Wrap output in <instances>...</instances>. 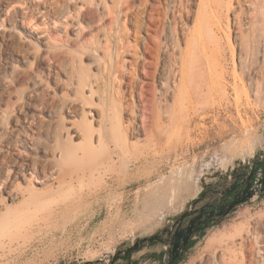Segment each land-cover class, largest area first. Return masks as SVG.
<instances>
[{"label": "bare ground", "instance_id": "obj_1", "mask_svg": "<svg viewBox=\"0 0 264 264\" xmlns=\"http://www.w3.org/2000/svg\"><path fill=\"white\" fill-rule=\"evenodd\" d=\"M158 1L164 3L166 14L161 18L162 12L156 11L148 21L149 7L155 5L151 0H4L5 16L17 14L27 33L16 31L7 19L0 35L11 39L28 65H11L9 76L0 80L5 87L0 98V154L8 148L21 157L12 168H0V206L5 207L0 211V248L31 235L34 223L56 216L67 199L72 197L71 206H79L93 185L123 186L133 175L131 166L156 155L169 158L176 153V143L189 141L194 149L211 142L214 127L227 124L233 109L240 113L263 101L264 0ZM41 16L57 37L64 32V40L45 36L47 29L42 30L37 20ZM131 20L133 32L126 27ZM224 21L230 55L219 37ZM148 30L155 31L157 39L148 52L153 58V100L142 141L139 110L129 102L125 107L121 87L124 72L129 67L132 75L147 54L143 44ZM46 59L55 62L63 76L54 88L38 66ZM128 85L134 97L136 83ZM126 108L129 118L124 117ZM174 169L160 190L144 194L153 199L144 204L150 214L162 209L166 213L176 200L197 190L201 168ZM242 231L220 230L209 237L207 247ZM261 237L258 230L254 238ZM253 255L254 264H264V250L258 248Z\"/></svg>", "mask_w": 264, "mask_h": 264}, {"label": "rangeland", "instance_id": "obj_2", "mask_svg": "<svg viewBox=\"0 0 264 264\" xmlns=\"http://www.w3.org/2000/svg\"><path fill=\"white\" fill-rule=\"evenodd\" d=\"M61 1L62 0H60V2ZM151 2L155 5H153L154 7H149V14L147 16L148 21L152 16H157L155 15L156 11L159 13L161 11L163 14L161 18H164L166 14L164 3L161 1L159 2L158 0H151ZM136 3H139V0H136ZM234 6H236V3H234ZM5 14L4 0H0V32L5 26H8L7 19H9V23L14 25L16 31L27 33V29L23 28L18 22L19 16L17 14H9L6 16ZM3 18H5L4 21H2ZM185 19L186 18H184V21L190 26L192 24L191 19ZM37 20L38 23L41 24L42 30L47 29L45 32L46 37L51 36V34H54L55 37L58 36L53 29L51 30L52 25L48 24L47 18L43 19L41 16L38 17ZM126 27L130 32H133L135 28L133 20L130 22L127 21ZM223 28L224 29L219 35L220 41L230 55V46L228 45L229 40L227 39V35H225L227 34L226 21H224ZM74 33V28L69 29L68 34L70 36L74 35ZM63 35L64 32L59 36L62 40H64V38H62ZM156 35V32L153 30H148L144 33V36H146L147 39L143 44V48L147 54L142 57L140 61L141 64L138 70L136 69L137 72H131H134L132 74L133 76L129 74V71H131L129 67V70L127 69L128 73L124 72L122 76L123 85L121 88L125 92L127 99H124L125 101L123 100V103L125 107L129 102L130 107L136 106L138 108L137 122H139L138 124L140 125V128L142 127L140 129L141 132H143L142 137L140 138L142 141H144L146 137L145 133L147 131L145 130L148 129L146 125L149 126L148 118L150 116V106L153 100L151 91L153 58L148 52L152 48L153 41L157 39ZM130 36V40L133 41V36ZM61 43L63 45L65 44L64 41H61ZM34 44L39 45L36 41H34ZM62 44L59 42V45L62 46ZM136 48L139 50L138 47ZM15 49L16 48L11 39L3 38L0 35V80L9 76V68L11 65L14 64L20 67H27L28 65V61H22V57L18 55V52H16L17 49ZM128 58L131 59V56ZM103 60H106V62L108 61L107 58H103ZM50 61L51 60L46 59V61H42L43 64H41L42 62H39L38 66L43 72L45 80L47 79L46 81L50 83L49 85L54 88L55 81L61 79L63 76L55 62ZM129 81L134 83V85L136 83L137 90L135 89L136 93L134 94L135 96L133 95L134 97H130V94L127 92L129 91L128 84L131 83ZM4 89L5 87L0 82V98H2V92L5 91ZM127 110L128 109L126 108L124 111V117L129 118ZM43 114L46 115V112L44 111ZM229 115H231L232 120L227 118V124L223 125L224 127L222 126L223 129H221V125H216L214 127L213 135L215 136L213 137L212 135L209 139L211 142H208L203 146H196L197 148L193 149L191 148V142H185L183 140L181 142L182 145L180 142H178L179 144L176 143V153H173L169 158L156 155L149 160L140 162L137 166H131V168H133V175L131 178L127 177L125 179V184L123 186L112 184L110 182L109 184L103 182L102 184L93 185L91 189L86 190V193H88L86 200H83L77 207L71 206L72 197L67 199L61 204V207L57 209L58 211L56 210L58 213V216L56 215L57 217L54 216L50 219H46L44 221L45 223H43V220L34 223L38 230H36V226L33 225L32 232H36H34L33 235L31 232L32 236L18 237L17 239H14L12 243L7 244L4 248H0V264H83L87 261L98 259H102L101 264H111V260L120 246L131 244L137 238L149 236L158 231L159 228L167 222L170 216L184 208L186 203L197 194V191L208 183L214 182L222 177L219 176L215 178L211 171L213 168H218L224 174H228L231 171V166H235L237 160L242 161L244 158L248 160L260 147L263 146L264 99L260 104L255 105V107L241 108L240 113L237 112V109H233ZM15 143L18 148L23 151L20 142L16 141ZM186 146L190 148L188 149ZM252 148L253 152L251 153ZM28 153L30 152L28 151ZM16 160H21V157L10 149L5 148L0 154V168H12L13 163ZM188 162L190 165H188ZM178 166L180 168H178ZM189 166L194 170L197 169V171L199 170V167L203 171L199 178L200 180H198V183L196 184L197 190L194 191L195 193L193 192V195L188 196L187 198L176 200L172 207L169 208V211L167 210L164 214L161 212L165 211V209L150 214L144 206L146 205V202L149 201L150 203L153 199L147 200L144 194L146 195L147 191L160 190L161 185L168 182L167 180L173 174L172 171L175 170L174 168H177V170H185L186 168H189ZM203 179L205 183L202 186L201 180ZM19 180H21V178ZM35 186L43 189L42 185L35 184ZM147 186L150 189H147ZM154 186L155 188H153ZM136 194H138V196H136ZM2 209L4 210L5 207L0 206V211H3ZM61 210L64 213H68L64 214ZM142 210L143 212H141ZM144 210L147 215L143 214ZM62 215L65 221L63 220ZM64 215L68 217V221L67 217ZM134 218L136 219L134 220ZM49 220L53 221L49 222ZM48 222L49 226L47 229L46 226L48 225ZM40 227L43 228L41 229ZM44 227H46L47 230ZM237 228L243 229L241 234L235 235L233 239L227 240V242L221 245L207 247L208 239L212 234L217 233L220 230L228 234H233ZM40 230L42 232H40ZM258 230L262 234V237L259 240L254 238L256 237V232ZM252 238L254 239L252 240ZM6 242H9V240ZM260 243H263V246ZM258 248L264 250V196H256L252 200L238 206L235 211L229 214L219 224L210 228L202 237L196 239L195 245L178 264H204L207 263V261L212 262V264H222L223 261L221 260V257L225 258L224 261L226 264H254L252 257H254L253 254L256 253ZM153 251H156V247L148 246L135 253L131 260H138V264H141L147 259V257L142 258V256H148ZM163 259L164 256H162L159 261L148 260L146 264H161ZM123 262V259H117L114 264H120Z\"/></svg>", "mask_w": 264, "mask_h": 264}, {"label": "flooded vegetation", "instance_id": "obj_3", "mask_svg": "<svg viewBox=\"0 0 264 264\" xmlns=\"http://www.w3.org/2000/svg\"><path fill=\"white\" fill-rule=\"evenodd\" d=\"M251 172V176L248 177ZM258 182L261 183L256 184ZM249 184H252V188L257 190V197L264 196V144L254 153L251 160L218 178L216 181L203 186L186 203L184 208L170 216L158 231L149 236L137 238L131 244L120 246L118 248V259L124 260L120 264H138V260H131L133 255L148 246H155L156 251H153L148 256L141 255L142 258L147 257L141 264H146L148 260L159 261L164 256L161 263L163 264L173 248L172 243L175 234L183 231L182 241L178 246V255L174 260V264H178L195 245L196 239L202 237L210 228L219 224L237 209L236 207L231 210L226 217H220L215 214L220 206L233 201L235 196L242 192ZM187 233V240H185ZM148 237H152V240L145 239ZM136 243H139L138 247L135 250L127 252Z\"/></svg>", "mask_w": 264, "mask_h": 264}, {"label": "water", "instance_id": "obj_4", "mask_svg": "<svg viewBox=\"0 0 264 264\" xmlns=\"http://www.w3.org/2000/svg\"><path fill=\"white\" fill-rule=\"evenodd\" d=\"M249 160H251V158L247 159H243L242 161L237 160L235 162V166H231V171L235 170L238 166L245 164L246 162H248ZM213 172L214 177H219V176H223L225 175L222 171H220V169L218 168H213L211 170ZM230 171V172H231ZM256 172V171H255ZM252 172L248 175L251 176ZM263 182V181H262ZM204 179L201 180V185H204ZM261 182H258L256 184H259ZM258 195L257 190L255 188H252V184H249L242 192L238 193L234 200L231 201L230 203L224 204L222 206L219 207V210L215 213L217 216L220 217H226L231 210H233L234 208L252 200L254 197H256ZM214 214V213H213ZM189 230V229H188ZM182 236H183V231H180L178 233L175 234L174 236V241L172 243L173 248L169 253V257L166 259V261L163 264H174V260L176 258V256L178 255V246L180 244V242L182 241ZM187 236L188 233L185 235V240H187ZM146 240H152V237H148L145 238ZM139 243H136L134 246H132L131 248L128 249L127 252L135 250L138 247ZM119 257V252L117 250V252L115 253V255L113 256L112 260H111V264H114L115 261L118 259ZM102 259H98V260H93V261H87L83 264H101Z\"/></svg>", "mask_w": 264, "mask_h": 264}]
</instances>
